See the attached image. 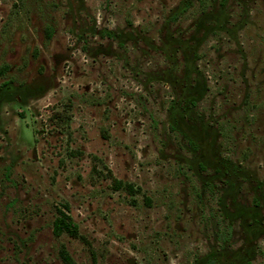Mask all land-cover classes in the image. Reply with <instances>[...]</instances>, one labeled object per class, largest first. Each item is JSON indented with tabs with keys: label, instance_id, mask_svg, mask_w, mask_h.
I'll return each mask as SVG.
<instances>
[{
	"label": "rangeland",
	"instance_id": "obj_1",
	"mask_svg": "<svg viewBox=\"0 0 264 264\" xmlns=\"http://www.w3.org/2000/svg\"><path fill=\"white\" fill-rule=\"evenodd\" d=\"M2 68L0 264H264V0H0Z\"/></svg>",
	"mask_w": 264,
	"mask_h": 264
},
{
	"label": "trees",
	"instance_id": "obj_2",
	"mask_svg": "<svg viewBox=\"0 0 264 264\" xmlns=\"http://www.w3.org/2000/svg\"><path fill=\"white\" fill-rule=\"evenodd\" d=\"M6 69L7 68H2V70L0 71V74H3L6 71ZM14 90H15V88L12 85V83H6L3 92L4 93L5 92L11 93V92H14ZM195 99H197V98H193V97L188 98L187 104L188 103H194ZM123 187H125L123 184H119L117 189H122ZM129 192L135 193V191L131 187H129ZM54 234L57 237H60L64 234H68V235L73 236V237H78L79 227L74 222V220L72 219L71 216H69L66 212L62 211V212H60V216L56 219V221L54 223ZM61 255H62L63 261L66 264H74L73 260L71 259V257L69 256V254L67 253L66 250H62Z\"/></svg>",
	"mask_w": 264,
	"mask_h": 264
}]
</instances>
